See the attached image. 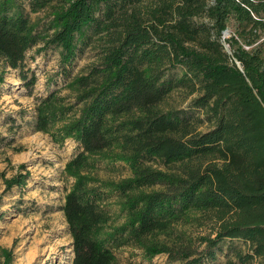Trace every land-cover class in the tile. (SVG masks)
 <instances>
[{"label": "trees", "instance_id": "1", "mask_svg": "<svg viewBox=\"0 0 264 264\" xmlns=\"http://www.w3.org/2000/svg\"><path fill=\"white\" fill-rule=\"evenodd\" d=\"M26 7H49L46 31ZM229 18L238 31L225 39ZM263 36L264 0H0V86L7 69L26 80V53L39 44L37 52L59 50V74L69 79L82 47L100 43L98 62L64 85L73 102L54 90L35 106L37 131L79 147L63 169L73 180L62 207L71 264H116L123 248L148 263L165 255L205 264L222 243L226 264H264V45H255ZM176 68L181 76L168 77ZM175 88L196 94L191 107L211 129L163 110ZM101 163L130 174L100 179ZM25 179H5V190ZM1 256L13 264L9 250Z\"/></svg>", "mask_w": 264, "mask_h": 264}, {"label": "rangeland", "instance_id": "2", "mask_svg": "<svg viewBox=\"0 0 264 264\" xmlns=\"http://www.w3.org/2000/svg\"><path fill=\"white\" fill-rule=\"evenodd\" d=\"M26 12L29 20L37 25L38 32L47 30L49 7L34 13L26 7ZM226 25L224 37L230 39L237 33L238 26L232 18L227 20ZM238 41L248 47L240 39ZM37 47L26 53V80L19 78L18 71L7 69L4 83L0 86V263L3 261L1 249H6L11 253L13 264H71L72 239L62 207L73 180L65 175L63 169L66 162L79 151V147L72 140L59 145L47 134L37 131L35 106L40 98L54 90H60V95L67 96L73 102V94L64 85L69 79L85 74L92 64L98 62L100 43L96 37H92L82 47L68 72L69 79H63L59 74V50L50 47L37 52ZM224 47L225 51H230L227 44ZM259 50L264 57V47ZM32 75L35 81L30 86L27 82ZM180 76V68L168 72V77L173 79ZM195 96V93L189 94L185 88H175L162 108L186 112L187 116L197 120V131L206 132L213 127V121L207 120L203 111L191 107ZM17 174L26 176L25 186H14L6 191L4 180ZM129 174L127 167L122 164L101 163L97 172L100 179L114 181ZM115 200V197L111 198L112 203ZM109 211L115 215L117 209L112 206ZM187 230L201 235L208 232L205 227H187ZM226 253L227 243H222L216 258L205 264H226ZM116 264L178 263H170L165 255H158L148 263L143 260L138 249L123 248L117 251Z\"/></svg>", "mask_w": 264, "mask_h": 264}, {"label": "built area", "instance_id": "3", "mask_svg": "<svg viewBox=\"0 0 264 264\" xmlns=\"http://www.w3.org/2000/svg\"><path fill=\"white\" fill-rule=\"evenodd\" d=\"M263 44L264 45V36L255 44ZM249 47H245V49H248Z\"/></svg>", "mask_w": 264, "mask_h": 264}, {"label": "water", "instance_id": "4", "mask_svg": "<svg viewBox=\"0 0 264 264\" xmlns=\"http://www.w3.org/2000/svg\"><path fill=\"white\" fill-rule=\"evenodd\" d=\"M227 33V31H224L223 32V36H224V34H226ZM224 38V37H223ZM227 51V53H230L228 50H226ZM238 66L240 67V65L238 64Z\"/></svg>", "mask_w": 264, "mask_h": 264}]
</instances>
